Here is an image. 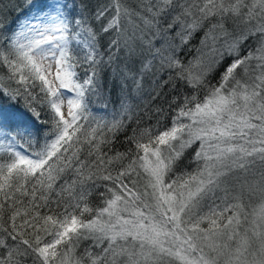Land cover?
Segmentation results:
<instances>
[{
	"label": "snow or ice",
	"instance_id": "6c2138e0",
	"mask_svg": "<svg viewBox=\"0 0 264 264\" xmlns=\"http://www.w3.org/2000/svg\"><path fill=\"white\" fill-rule=\"evenodd\" d=\"M0 70V264H264V0H0Z\"/></svg>",
	"mask_w": 264,
	"mask_h": 264
},
{
	"label": "trees",
	"instance_id": "16d2710c",
	"mask_svg": "<svg viewBox=\"0 0 264 264\" xmlns=\"http://www.w3.org/2000/svg\"><path fill=\"white\" fill-rule=\"evenodd\" d=\"M78 2H83L85 4H94L96 2V0H78ZM198 39L199 37H197L192 43L195 46H198ZM195 55V51L193 49V51L189 52L186 54V58H191V56ZM2 71V70H0ZM150 86L146 84L145 86V91L143 93H141L140 95L134 96V97H130L131 103L133 105V108L135 110L136 113H139L141 115V117H143V113L144 112H149L150 110L155 108L158 105H161L163 103V101L161 100L160 97H156L155 99H153V95L154 94H150V92L148 91V88ZM107 88L109 90H111V97L110 100L108 101V108L107 111H103L102 110V104L101 102L97 101L94 102L92 105V112L95 115H104L107 116L109 119L111 118L108 114L111 113L114 109L118 108V100H119V92L118 89L114 88V84H113V80L111 78V76H109L107 78ZM164 92H167V87L164 88ZM167 97H165L166 99ZM135 118V117H134ZM145 120L141 119V125H145ZM147 123H151V121H148ZM136 125L133 124L131 125V127H135ZM130 134V132L128 133ZM124 133L119 134V140L117 141V143L114 146V150L118 149L120 151H124L126 147H128V145L124 142ZM264 171V166L260 165L259 163H257L255 165V167L249 172V174L247 176H244L242 174H238L239 179L241 181L243 180H247L249 181V183H251L252 181H254L257 177L259 172ZM253 173H255L256 175H253ZM142 183V181H141ZM245 196L246 193L243 196V200L245 202ZM257 196V194H256Z\"/></svg>",
	"mask_w": 264,
	"mask_h": 264
},
{
	"label": "rangeland",
	"instance_id": "374dc122",
	"mask_svg": "<svg viewBox=\"0 0 264 264\" xmlns=\"http://www.w3.org/2000/svg\"><path fill=\"white\" fill-rule=\"evenodd\" d=\"M259 194L256 195H253L251 197L248 196V194L246 193V196H245V204L246 206L250 203L251 206H256L258 203H259Z\"/></svg>",
	"mask_w": 264,
	"mask_h": 264
}]
</instances>
